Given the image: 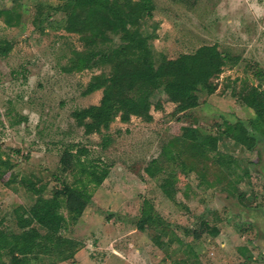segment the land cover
I'll use <instances>...</instances> for the list:
<instances>
[{
  "label": "rangeland",
  "instance_id": "374dc122",
  "mask_svg": "<svg viewBox=\"0 0 264 264\" xmlns=\"http://www.w3.org/2000/svg\"><path fill=\"white\" fill-rule=\"evenodd\" d=\"M10 1L0 0V6ZM60 2L20 0L19 25L8 26L0 18V40L13 42L9 54L0 56V142L18 180L40 178L39 183L54 187L55 176L71 179L60 161L68 146L86 147L83 158L110 171L100 186L90 187L92 201L77 221L62 206L68 221L61 232L76 240L74 258L41 254L31 264H264V125L255 150L221 137L217 154L195 150L200 162L193 168L195 144L181 136L187 127L203 135L217 133L224 121L253 116L238 91L246 77L256 83L253 69L264 67V0H153V16L144 19L142 30L151 36L157 58L216 43L239 59L226 63L214 79L216 90L202 92L197 107L174 113L176 104L160 93L154 100L161 98L162 107L153 106L151 118L117 116L108 128L91 133L72 112L100 103L102 89L83 91L93 75L109 67L65 70L74 51L85 46L79 34L65 29ZM167 143L178 154L176 161L162 158ZM220 152L234 160L219 162ZM154 158L163 170L152 177L145 168ZM182 159L188 164L184 169ZM169 176L173 197L161 187ZM35 198L20 181L10 187L0 182L3 228L21 231L15 209L30 208ZM145 199L154 204L158 224L137 222ZM215 226L219 233L213 236L209 228ZM162 231L164 248L154 239Z\"/></svg>",
  "mask_w": 264,
  "mask_h": 264
},
{
  "label": "trees",
  "instance_id": "16d2710c",
  "mask_svg": "<svg viewBox=\"0 0 264 264\" xmlns=\"http://www.w3.org/2000/svg\"><path fill=\"white\" fill-rule=\"evenodd\" d=\"M19 2L11 0L7 6H0V18L8 26H17L21 22ZM59 5L66 12L65 29L79 34L85 46L74 51L65 70L109 67V72L93 75L83 91V94H89L102 89L100 103L72 112L88 133L108 128L117 116L122 121L130 120L132 115L151 118V108L162 107L161 98L154 100L160 93L176 104L174 113L197 107L201 103L202 92L211 94L216 90L214 79L222 73L226 63L239 59L220 50L216 43L201 45L193 52L181 53L175 58L164 54L157 58L149 40L151 36L142 30L144 19L153 16V0H61ZM12 48V41L0 40V56L8 55ZM253 75L256 83L246 77L238 91L240 100L253 111L252 117L235 122L224 121L217 133L203 135L197 127L183 130L181 136L195 144L190 153L192 164L189 167L193 168L200 162L197 149L205 155L209 151L217 154L221 137L231 139L248 150L258 147V128L264 125V67L256 66ZM110 139L109 136L105 138L104 146ZM87 154L86 147H78L76 151L73 146L66 147L60 161L63 171L71 172L73 177L55 176L58 185L50 187L47 183H39L40 178L22 177L18 180L12 171L15 163L4 155L0 142V182L10 187L20 181L36 195L30 208L20 205L15 209L16 223L21 231L5 230L3 220H0V264H31L41 254L54 255L62 261L74 258L76 240L61 232L68 221L61 211L62 206L65 205L70 219L77 221L92 201L90 187L100 186L110 171L108 166L86 161L83 156ZM161 155L164 160L172 162L179 157L169 143L163 146ZM218 156L221 163L234 160L224 152ZM158 160L152 159L145 168L152 177L163 170ZM181 164L183 169L188 165L184 159ZM173 184L171 176L161 183L168 197H173L176 191ZM159 221L160 216L154 214V204L145 199L137 222L152 226ZM162 233L166 231L159 232L154 239L164 248ZM209 233L216 236L219 228L210 227ZM194 237L200 238L202 234L194 232Z\"/></svg>",
  "mask_w": 264,
  "mask_h": 264
}]
</instances>
